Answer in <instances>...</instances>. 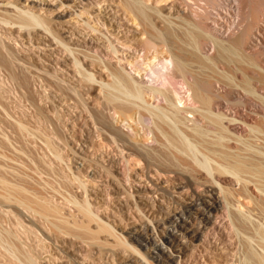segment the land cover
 Segmentation results:
<instances>
[{
	"label": "bare ground",
	"instance_id": "obj_1",
	"mask_svg": "<svg viewBox=\"0 0 264 264\" xmlns=\"http://www.w3.org/2000/svg\"><path fill=\"white\" fill-rule=\"evenodd\" d=\"M60 3V7L72 8L78 20L76 25L62 23L63 33L50 21L16 4L0 8L3 33L0 34L6 36L0 35V67L9 70L12 82L21 79L23 83L12 55L14 50L7 42L14 39L25 42L26 36L34 34L41 40L36 50L44 47L43 54L50 58H43L42 64L30 60L34 65L29 69L34 68L33 74L44 80L48 76L46 81L50 82L52 75L56 77L54 68L60 62L58 65L66 71L74 66L75 74L71 72L70 76L74 77L71 78L79 92L86 91L88 95L92 85L97 86L101 102L92 116L94 120L91 119L98 127L95 133L100 144L111 150L115 147L118 151L115 153L119 154L112 155H118L117 158H109L105 153L107 159L103 161L101 155V163L86 160L89 155L84 151L80 159L86 164L84 169L92 170L93 174L92 179L86 174L85 177L94 181L96 187L94 184V190L92 187L89 190L83 182L84 171H77L83 180L74 176L78 177L74 179L80 193L76 191L74 198L70 196L72 200L67 199L72 201L78 218L68 220L48 201L30 198L32 194L28 196L23 188L22 191L1 180L8 193L0 198L8 203L17 198L18 205L30 208L55 228L74 234L75 238L83 235L96 247L109 246L120 253V259H127L123 254L129 252L150 264L96 213L95 202L102 200L107 190L120 197L131 191L133 183L148 185V177L155 182L164 178L186 186L200 185L205 197L224 205L231 225L244 234L246 256L242 264H264V0H60ZM116 10L139 31L142 39L138 43L117 46L120 24L113 16ZM24 32L28 33L25 39ZM33 39L27 41L34 44ZM29 53L36 56L34 50ZM60 53L65 56L61 55L64 61L58 57L60 60L53 63L51 57ZM102 55L108 59L103 60ZM91 64L101 66L107 80H99L88 69ZM53 69L55 74L51 75ZM25 77L29 83L30 78ZM77 89L73 95L78 94ZM160 159H165L166 164ZM108 164L114 171L107 168ZM112 171L129 182L127 190L125 182ZM110 173L113 176L109 177ZM134 193L147 203L145 185L134 189ZM146 203L141 201L133 208L142 213L140 206L152 209ZM190 206L198 211V200H192ZM161 210L166 213V209ZM102 234L112 242L100 240ZM34 258L25 260L27 264H35Z\"/></svg>",
	"mask_w": 264,
	"mask_h": 264
},
{
	"label": "rangeland",
	"instance_id": "obj_2",
	"mask_svg": "<svg viewBox=\"0 0 264 264\" xmlns=\"http://www.w3.org/2000/svg\"><path fill=\"white\" fill-rule=\"evenodd\" d=\"M107 3L114 5L111 1ZM9 4H16L19 8L50 21L56 26L59 33H63L62 23L76 25L78 21L76 16L72 14L74 12L72 8L60 7V0H0V8L2 9ZM77 12H81V8H77ZM113 16L120 24L119 32L116 35L119 39H115L118 47L122 48V43L136 44L142 39L139 31L129 23L122 12L116 10ZM24 33L23 38L28 35L27 32ZM32 35L26 36V38H28V41L35 38V40L33 39L34 44H31L33 43L32 40L31 43L27 40L24 42L23 39H20L19 42L15 41L14 37H12L14 42L5 40L11 44L9 47L12 51L14 50L12 55L19 67L17 73L20 71L19 74L23 75L22 79L25 80L26 78V83H24V80L23 83H20L19 80L21 79L18 80L19 82L17 80L12 82L9 70L0 67V180L5 181L10 186L18 187L20 190L23 188L24 193L26 192L28 196L32 194L30 198L33 196L38 199L41 198L42 201H48L59 208L65 218L71 220L73 216L75 218L79 217H76L77 213L74 214L76 211L72 207V201H69L74 198L73 193L76 191V193H80L78 185L76 188L78 177L81 181L85 180L83 182L86 185L88 184L87 188L89 190H94L96 187L94 181L93 183L90 181L93 176L92 173L90 174L92 170L84 169L86 164L84 165L80 159L84 151H87V155L90 157L87 156L86 160L90 159L98 162L102 158L101 155L103 156L105 153V156H109V158L119 153H115L118 152L115 151V147L111 150L109 147L104 146L102 142L101 145L100 140L97 138L98 127H95L97 125L92 121L94 120L92 116H94L101 102L99 89L97 86L92 85L93 90L88 95L86 91L79 92L75 81H73L74 79H72L74 77L70 76L72 73L75 74L74 66H69L66 71L58 65L60 63L58 57L65 58L63 54L60 53V56L51 57L54 59L53 63L58 62L56 68L59 67L60 69L54 68L56 77L52 75L55 74L54 69V73L51 71L52 78L50 77V82L46 81L49 78L48 76L45 80L38 75L37 78L32 72L34 68L29 69L33 67L34 61L42 64L43 58H50L45 55L47 53L43 54L44 47L36 50V48H40L41 43L39 44V42L41 40L34 34ZM17 36L22 35L17 34ZM109 37L114 39V36H111L110 33ZM3 38H6V36ZM37 39L38 42H36ZM31 46H33L32 49ZM32 50H34L36 56L29 53ZM27 52L33 56L30 55L28 58ZM41 52L42 54H40ZM24 53H27L26 57ZM37 54L39 55L37 56ZM57 59L58 61H56ZM102 59L107 60L108 57L102 55ZM63 61L64 59L61 60V62ZM21 62L22 64H20ZM88 69L99 80H107L106 71L101 66L91 64ZM22 71L24 74H22ZM58 71L59 78L57 77ZM67 72H69V75ZM33 75L34 77H32ZM25 76L30 78L29 83L32 80L35 82L29 84L27 81L29 79ZM52 80L54 83H52ZM24 84L27 85L24 86ZM76 89L75 94L77 92L78 94L73 95ZM75 96L77 97L75 98ZM75 103H77V108ZM51 136H54V139ZM99 144L101 150H98ZM93 146H97L98 151L95 152ZM102 146L106 147L108 152ZM53 147H56L55 150ZM61 148L62 150L58 151ZM56 155L59 156V159L55 157ZM105 156H103L104 159L102 158L103 161L107 159ZM117 156H112V158H117ZM164 161L165 159H160L161 163H165ZM74 167L77 169H74ZM107 168L113 170L109 164ZM69 169L76 170V172L74 173ZM77 171L83 172L81 173L83 174L82 178L86 174L91 179L87 180L85 177L86 179L82 180ZM86 171L89 172V176ZM113 171L114 176H118L125 182V190H127L129 182H126L124 177ZM112 174L110 173L108 176L111 177ZM75 175H78V177H74ZM180 179L183 182L185 181L184 178ZM146 181L148 185L143 184L147 190L145 194L147 203L142 199H138L134 193V189H139V186L144 185L133 183L131 191L125 192L124 195L119 197L111 190H107L103 192L102 200H97V203L94 204L98 207L96 213L101 215L103 220L106 219L105 221L117 230L118 235L127 241L130 247L138 250L150 264H242L246 256L245 236L231 225L226 208L222 203H216L204 196V187L194 186V184L186 186L184 183L169 182L164 178L155 182L148 177ZM71 190L72 193H70ZM7 193L8 191L0 183V195ZM129 193L134 194V197L129 196ZM64 197L66 199L67 197L70 198L67 199L69 203ZM16 200L17 198H13L8 203V201H3L2 197L0 198V264H27L25 259H28V257L34 258V256L36 257V259L34 258L35 264H148L145 259L137 254L128 252L123 254L128 257L127 259H120V253L109 246L107 248L96 247L83 235H79L81 239L77 235H75V238L74 234L72 236L63 229L55 228L50 221L48 222L47 219H43L44 217L42 218L33 211L31 212L30 208L25 209L26 206L22 205V207L20 203L18 205ZM192 200H198V211L191 209ZM141 201L148 204L155 211L140 206L143 213L138 212L133 207ZM204 201H207L209 205ZM121 204L123 205L120 206ZM161 209H166V213H161ZM106 239L112 242L106 235L102 234L100 236V240L106 241Z\"/></svg>",
	"mask_w": 264,
	"mask_h": 264
}]
</instances>
